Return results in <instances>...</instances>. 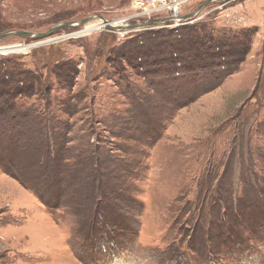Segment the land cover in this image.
<instances>
[{
    "label": "rangeland",
    "instance_id": "374dc122",
    "mask_svg": "<svg viewBox=\"0 0 264 264\" xmlns=\"http://www.w3.org/2000/svg\"><path fill=\"white\" fill-rule=\"evenodd\" d=\"M133 1L0 0V35L67 23L0 39V264H264V209H250L264 204V0H211L187 24L243 41L214 60L217 84H183L177 60L136 67L183 44L178 26L80 22L130 16Z\"/></svg>",
    "mask_w": 264,
    "mask_h": 264
},
{
    "label": "trees",
    "instance_id": "16d2710c",
    "mask_svg": "<svg viewBox=\"0 0 264 264\" xmlns=\"http://www.w3.org/2000/svg\"><path fill=\"white\" fill-rule=\"evenodd\" d=\"M185 26L180 25L178 26V28L176 27L175 29H173L174 31L177 30L178 32L184 31V34H186L185 31H187V34H186L187 37L185 39V42H182L183 44H176V43H172L169 41V42L162 44L161 47L160 46L156 47V49H150V50H147V52L143 51L142 56H140V54H137L134 59L141 61V57L143 58L145 57L147 58L145 63L146 62L147 63L144 66L142 63H138L135 61L137 64L136 67L137 68L147 67L145 70L146 74L156 73L159 71H170L172 67V63L176 64V60H177L178 61L177 64H180V65L184 64L183 71L181 72H187V74L181 78V80L183 81L182 82L183 84L193 83L195 81H201L203 79H204L203 81H205L208 78H211V80H213V83L217 84L216 80L218 81L221 80V75L211 70V66L214 64V60L217 61L216 65L224 66L223 64L225 63V60L227 62V60H229L232 55H233L232 57H234V55L238 54V52L244 53L243 48L241 49V51H236L237 53L232 51L233 48H237V46H241V43L243 41H237L235 42V44H232L229 41L228 43H226V39L221 37L223 36V34L201 35L200 33L198 34L200 36H198L197 34H195L196 33L195 27L193 26L185 27ZM245 45H246V42H244V46ZM228 46L231 49H227ZM150 55L153 56L155 60L153 58L150 62H148V59L151 57ZM241 60L242 59H238V61H241ZM195 61H197L202 67L209 66L208 71L206 69V71L202 74L190 73L189 71H194L195 69V65H196L194 63ZM42 63H44V60H42ZM31 82L34 83L35 81L26 82V86L20 87L19 89H17L16 93L19 95L20 94L29 95L31 89H33ZM191 88L192 89L187 90L185 89V87H182L181 90H179V95H178L179 99L180 100L187 99V102L191 101L197 95V92L195 89H198L197 87H191ZM201 91L203 90L201 89ZM260 191L264 193V189ZM250 209H254L255 211L264 209V204L262 205L255 204V206H251ZM242 210L244 211V209ZM250 212L251 213L240 212V214L241 215L251 214V216H253L254 212L252 210H250ZM259 218L260 220L264 221V213H261ZM232 220L238 221L236 217H233ZM243 220L245 222L249 221V220L247 221L246 218H243ZM256 223L250 222L249 223L250 227L254 229L255 227L258 226V225H255ZM230 236H233V235H230ZM239 243L241 246H244L247 243V241L245 240L244 242H242V240H239Z\"/></svg>",
    "mask_w": 264,
    "mask_h": 264
},
{
    "label": "built area",
    "instance_id": "2783aa9c",
    "mask_svg": "<svg viewBox=\"0 0 264 264\" xmlns=\"http://www.w3.org/2000/svg\"><path fill=\"white\" fill-rule=\"evenodd\" d=\"M193 1L194 0H134L133 1L134 11L132 15L120 19L122 23L121 29L118 30L112 29V30L118 31V33L121 36H124L128 32L137 31L141 29L136 27L130 28L132 25L144 23L150 19H155V18H167L168 21L156 23V26L153 25L151 27L179 26V25L191 24L196 19H192V18L186 20L181 19L182 16L181 10L184 8L185 5H188L190 4V2ZM224 1L225 0H223V2ZM105 27L106 25L102 26V28Z\"/></svg>",
    "mask_w": 264,
    "mask_h": 264
},
{
    "label": "water",
    "instance_id": "95a60500",
    "mask_svg": "<svg viewBox=\"0 0 264 264\" xmlns=\"http://www.w3.org/2000/svg\"><path fill=\"white\" fill-rule=\"evenodd\" d=\"M210 1L211 0H205L204 3L199 5L192 13L186 14V15H182L181 19L186 20V19L192 18L194 15L198 14V12H200V10H202L204 4H206V3L210 2ZM90 19H100L103 22H106V26L108 28L113 29L112 25L108 24V21L106 19H103L100 15L90 16V17H88L86 19L80 20V22L83 23V22L88 21ZM166 21H168L167 18L150 19L147 22L136 24V25H132L130 28L145 27V26H148V25L156 24V23H159V22H166ZM64 24H67V23L57 24V25L51 27L50 29H48L47 31H44V32L10 31V32H6V33L0 35V39L4 38L6 36L12 35V34H17V35H22V36L30 35L32 38L37 39V40L46 39L50 35H52L54 32H56L59 29H61L62 25H64ZM120 28H121V26L118 27V29H120Z\"/></svg>",
    "mask_w": 264,
    "mask_h": 264
},
{
    "label": "bare ground",
    "instance_id": "6f19581e",
    "mask_svg": "<svg viewBox=\"0 0 264 264\" xmlns=\"http://www.w3.org/2000/svg\"><path fill=\"white\" fill-rule=\"evenodd\" d=\"M89 24H90V23H89ZM98 24H99V22H98L97 24H93V25L87 26V28H92L94 25L97 26ZM108 24L112 25V27L115 28V29L122 25L120 19H119V20H116V21H112L111 23H108ZM47 40H50V39H47ZM18 48H21V45H15V46H10V47H8V48H1V49H2V50H4V49H11V50H14V49H18ZM22 48H23V47H22Z\"/></svg>",
    "mask_w": 264,
    "mask_h": 264
}]
</instances>
